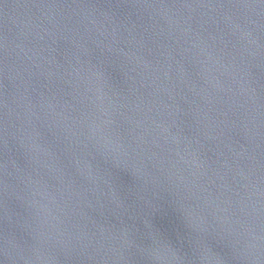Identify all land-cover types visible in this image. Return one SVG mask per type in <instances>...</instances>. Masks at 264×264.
<instances>
[{"label":"water","instance_id":"water-1","mask_svg":"<svg viewBox=\"0 0 264 264\" xmlns=\"http://www.w3.org/2000/svg\"><path fill=\"white\" fill-rule=\"evenodd\" d=\"M0 264H264V0H0Z\"/></svg>","mask_w":264,"mask_h":264},{"label":"clouds","instance_id":"clouds-1","mask_svg":"<svg viewBox=\"0 0 264 264\" xmlns=\"http://www.w3.org/2000/svg\"><path fill=\"white\" fill-rule=\"evenodd\" d=\"M155 258H156L157 261H161V260H163V257H161V256H159V255H157Z\"/></svg>","mask_w":264,"mask_h":264}]
</instances>
